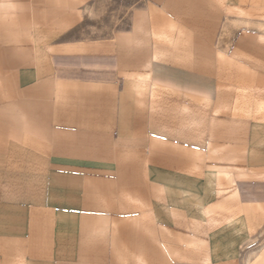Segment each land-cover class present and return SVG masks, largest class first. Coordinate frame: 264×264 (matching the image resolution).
Masks as SVG:
<instances>
[{
	"label": "crops",
	"instance_id": "crops-1",
	"mask_svg": "<svg viewBox=\"0 0 264 264\" xmlns=\"http://www.w3.org/2000/svg\"><path fill=\"white\" fill-rule=\"evenodd\" d=\"M0 264H264V0H0Z\"/></svg>",
	"mask_w": 264,
	"mask_h": 264
},
{
	"label": "rangeland",
	"instance_id": "rangeland-1",
	"mask_svg": "<svg viewBox=\"0 0 264 264\" xmlns=\"http://www.w3.org/2000/svg\"><path fill=\"white\" fill-rule=\"evenodd\" d=\"M117 11H118V15L120 16L122 15L124 10L121 8V6H118Z\"/></svg>",
	"mask_w": 264,
	"mask_h": 264
}]
</instances>
